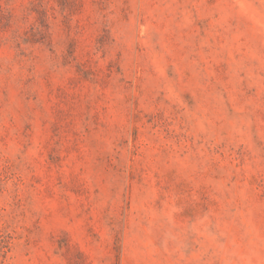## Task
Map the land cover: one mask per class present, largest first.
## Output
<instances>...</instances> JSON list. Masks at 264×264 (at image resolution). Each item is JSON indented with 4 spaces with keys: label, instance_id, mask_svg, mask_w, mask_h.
<instances>
[{
    "label": "rangeland",
    "instance_id": "374dc122",
    "mask_svg": "<svg viewBox=\"0 0 264 264\" xmlns=\"http://www.w3.org/2000/svg\"><path fill=\"white\" fill-rule=\"evenodd\" d=\"M0 264H264V0H0Z\"/></svg>",
    "mask_w": 264,
    "mask_h": 264
}]
</instances>
